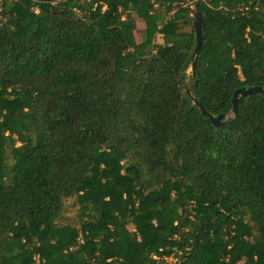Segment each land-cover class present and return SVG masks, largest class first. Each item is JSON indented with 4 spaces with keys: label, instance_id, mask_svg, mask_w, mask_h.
<instances>
[{
    "label": "trees",
    "instance_id": "trees-1",
    "mask_svg": "<svg viewBox=\"0 0 264 264\" xmlns=\"http://www.w3.org/2000/svg\"><path fill=\"white\" fill-rule=\"evenodd\" d=\"M196 2L191 82L186 0H0V264H264V94L186 91L264 88V0Z\"/></svg>",
    "mask_w": 264,
    "mask_h": 264
},
{
    "label": "water",
    "instance_id": "water-1",
    "mask_svg": "<svg viewBox=\"0 0 264 264\" xmlns=\"http://www.w3.org/2000/svg\"><path fill=\"white\" fill-rule=\"evenodd\" d=\"M190 11L192 15V20H193V25L195 29V34H196V47L194 49V52L192 54V66H191V71H192V81L194 80L195 77V65H196V57L199 52V49L202 47L204 43V38L202 34V25H201V17H200V11L198 9V5L196 0H186ZM186 91L189 95H191L195 101V103L199 106L201 113L204 116L209 117L211 120L212 124L214 126L220 127L223 126L231 116V114L236 115L237 114V106H238V101L241 96H246L249 94H256V93H263L264 94V88L261 86H250V87H242L237 89L232 98V104L233 108L230 113L228 114H219V115H213L209 111H207L200 102L197 101V99L194 96V91L192 89H189L188 84H186Z\"/></svg>",
    "mask_w": 264,
    "mask_h": 264
},
{
    "label": "rangeland",
    "instance_id": "rangeland-1",
    "mask_svg": "<svg viewBox=\"0 0 264 264\" xmlns=\"http://www.w3.org/2000/svg\"><path fill=\"white\" fill-rule=\"evenodd\" d=\"M143 29H144L143 22L142 21H138V26H137V29H136L137 40L141 39V35L143 33ZM77 214H78L77 206L75 204L73 205V200L72 199H69L67 201V206H66V209H65V211L63 213V216H62V218L59 221L62 222V223H66V222L74 223L75 220H77ZM129 227L131 229H134L133 225H130ZM170 261L174 262L175 259L171 258Z\"/></svg>",
    "mask_w": 264,
    "mask_h": 264
}]
</instances>
